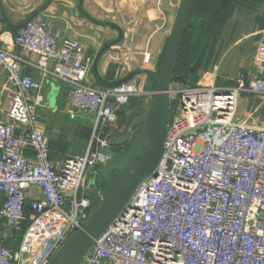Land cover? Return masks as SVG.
<instances>
[{
    "label": "built area",
    "instance_id": "built-area-1",
    "mask_svg": "<svg viewBox=\"0 0 264 264\" xmlns=\"http://www.w3.org/2000/svg\"><path fill=\"white\" fill-rule=\"evenodd\" d=\"M9 37L0 46L6 74L0 92V224L22 234V242L18 252L0 245V264H48L92 210L85 182L94 173L90 167L105 159L117 111L145 90L138 76L107 89L88 85L82 45L74 38L58 42L45 20L30 19ZM254 60L264 64V35ZM25 67L32 73H23ZM36 76L69 85L70 117L78 110L91 125L83 155L50 157L49 138L38 123L44 98ZM236 80V87L187 84L170 91L156 175L137 184L83 264H264V126L236 119L241 92L264 101V78L246 84L238 72ZM27 204L32 219L25 229ZM43 225L59 230L32 262L27 240Z\"/></svg>",
    "mask_w": 264,
    "mask_h": 264
},
{
    "label": "crops",
    "instance_id": "crops-1",
    "mask_svg": "<svg viewBox=\"0 0 264 264\" xmlns=\"http://www.w3.org/2000/svg\"><path fill=\"white\" fill-rule=\"evenodd\" d=\"M46 2L0 0V46H4V42L9 43V36L14 35L28 20H45L50 24L58 42L74 38L82 45L88 68L85 82L97 89H107L112 86L103 84L97 77L112 82L126 77L136 68L157 71L179 0H51L40 10ZM230 4L227 16L218 30L210 26L211 19L208 14H204L201 29H211L210 37L205 44L198 46L197 51L195 40L187 41L181 55L175 56L173 67L178 61L183 66L186 80L173 78L170 90L187 84L236 87L238 72L243 74L246 84L264 78V64L254 60L257 41L264 35V0H235ZM88 16L117 25L122 31L121 39L116 28L97 24ZM28 17L30 19L27 20ZM185 28L188 33L196 29L192 24ZM110 42L112 44L96 59L102 47ZM193 50L196 56H188ZM25 54L32 60L36 59L33 54ZM188 61L191 62L190 69L185 66ZM23 73L31 74L32 71L25 67ZM138 77L145 94L132 97L117 111L116 122L107 132L108 147L113 151L127 149L129 141L123 140L119 144L112 142L123 134L132 133L136 125L134 122L147 108L155 92L156 80L152 76L139 74ZM36 78L41 82L40 92L44 98L43 106L38 108V123L49 138L50 157L57 160L79 152L83 155L88 145L90 124L88 118L78 110L70 117L69 85L52 77ZM5 84L6 74L0 68V92H3ZM236 119L263 127L264 101L252 92H241ZM99 180L101 185L94 182V185H88L86 191V196L96 206L99 203V197L96 196L103 185L102 179ZM28 212L24 220L25 229L32 219V212L29 209ZM21 241L22 235L0 224V245L18 252Z\"/></svg>",
    "mask_w": 264,
    "mask_h": 264
},
{
    "label": "water",
    "instance_id": "water-1",
    "mask_svg": "<svg viewBox=\"0 0 264 264\" xmlns=\"http://www.w3.org/2000/svg\"><path fill=\"white\" fill-rule=\"evenodd\" d=\"M193 1L179 0L158 71L136 68L126 77L112 82L97 77L103 84L115 86L132 76L147 74L156 80L155 92L147 108L134 122L141 123L139 129L135 133L123 134L112 142L119 144L123 140L129 141L127 149L122 152L113 151L110 147L105 149V159L99 171L103 181L100 201L87 215L82 226L67 237L48 264H83L95 241L122 211L137 184L148 176L156 175L164 148L166 126L170 120V82L174 59ZM50 2L47 0L40 10ZM90 19L97 24L116 28L121 39L122 31L117 25ZM111 44H105L96 59Z\"/></svg>",
    "mask_w": 264,
    "mask_h": 264
},
{
    "label": "trees",
    "instance_id": "trees-1",
    "mask_svg": "<svg viewBox=\"0 0 264 264\" xmlns=\"http://www.w3.org/2000/svg\"><path fill=\"white\" fill-rule=\"evenodd\" d=\"M231 1L233 2L235 0H194L190 7L184 28L186 27V25L192 24L194 25L196 29H195V32L193 33L192 32L188 33L186 31V28L185 30L183 29L184 32L182 33V37H181V40L179 42V47H178L179 50L177 51L178 53L176 56H178V54L179 56L181 55L182 50H184L185 43L187 41L190 42L193 39L195 40L196 46H197L196 51L198 49V46L205 44L210 37L211 29L210 30L201 29V27L204 24L203 22L204 19L202 17L204 16V14L206 15L208 14L209 18L211 19L210 21L211 24L209 23L210 26L218 30L227 16V11L231 5L230 4ZM196 51L193 50V52L190 53L188 56H196ZM190 63L191 62L188 61L185 64L186 68L190 69L189 68ZM185 77L186 75L183 72V66H181L177 61V65H175L172 70V79L173 78L179 79V80L182 79L185 81L186 80ZM85 129L88 130V127H85ZM118 151H120V149ZM27 207L28 206H25L24 208L26 211L25 214L29 213Z\"/></svg>",
    "mask_w": 264,
    "mask_h": 264
},
{
    "label": "rangeland",
    "instance_id": "rangeland-1",
    "mask_svg": "<svg viewBox=\"0 0 264 264\" xmlns=\"http://www.w3.org/2000/svg\"><path fill=\"white\" fill-rule=\"evenodd\" d=\"M257 46V45H256ZM256 49V48H255ZM158 69H159V67L157 68V71H158ZM135 76H138V75H135ZM172 90V89H171ZM140 125H141V123L139 122V123H136V125H135V127L132 129V133H135L138 129H139V127H140ZM89 126V128H90V130H91V125H88ZM106 137H107V135H106ZM74 143V142H73ZM74 145H75V143H74ZM119 150V149H118ZM118 150H116V151H118ZM105 151V150H104ZM122 151H124L123 150V148L120 150V151H118V152H122ZM79 154V155H78ZM81 152H79V153H76L75 155H77V156H81ZM102 165H103V163H96L95 165H93L92 167H90V169L91 170H93L94 171V173L93 174H88V176H87V180H86V182H85V188H86V186H87V191H88V185L89 186H91V185H94V182H99L100 183V185H101V182H100V180L99 179H101V176H100V174H99V171H100V169H101V167H102ZM95 189H96V187H95ZM96 197H99V200L98 201H100V192H98L97 193V196ZM96 207V205H93L92 206V210L94 209ZM91 210V211H92ZM90 213V212H89ZM88 213V214H89ZM83 224V223H82ZM82 226V225H81ZM79 229V228H78ZM78 229H76V230H78ZM58 228H54V229H52V228H49V227H45L44 225H43V227H39L35 232H34V234L31 236V238H28L29 240H27L28 241V243H29V245H30V247L32 248V254L30 255V256H32L30 259H31V261L32 262H36V260L39 258V256H41L42 254H44V252H45V250L47 249V247L49 246V244L52 242V240L54 239V237L56 236V233L58 232ZM76 230H74V231H76ZM51 231V232H50ZM73 231V232H74ZM72 232V233H73ZM52 233V234H51ZM71 233V234H72ZM70 234V235H71ZM20 235H22V234H20ZM65 241V240H64ZM22 242V241H21ZM63 244V243H62ZM61 244V245H62ZM60 245V246H61ZM60 246H58V248H57V250L60 248ZM56 250V251H57ZM55 251V252H56ZM55 252H54V254H55ZM53 254V255H54ZM50 261V260H49Z\"/></svg>",
    "mask_w": 264,
    "mask_h": 264
}]
</instances>
